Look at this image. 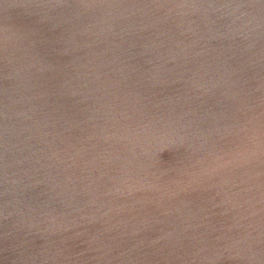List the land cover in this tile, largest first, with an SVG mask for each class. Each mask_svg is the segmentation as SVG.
<instances>
[{
	"label": "water",
	"instance_id": "95a60500",
	"mask_svg": "<svg viewBox=\"0 0 264 264\" xmlns=\"http://www.w3.org/2000/svg\"><path fill=\"white\" fill-rule=\"evenodd\" d=\"M0 264H264V0H0Z\"/></svg>",
	"mask_w": 264,
	"mask_h": 264
}]
</instances>
